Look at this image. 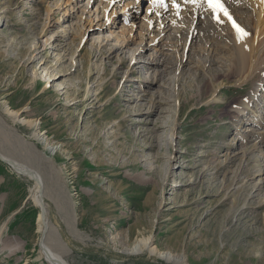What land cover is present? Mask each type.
Masks as SVG:
<instances>
[{
    "label": "rangeland",
    "instance_id": "374dc122",
    "mask_svg": "<svg viewBox=\"0 0 264 264\" xmlns=\"http://www.w3.org/2000/svg\"><path fill=\"white\" fill-rule=\"evenodd\" d=\"M106 4L0 0V151L42 176L45 242L68 264H177L124 251L143 237L187 264H264L262 65L244 77L224 16ZM0 177L29 196L10 221L0 209V264H46L32 180L1 159Z\"/></svg>",
    "mask_w": 264,
    "mask_h": 264
},
{
    "label": "bare ground",
    "instance_id": "6f19581e",
    "mask_svg": "<svg viewBox=\"0 0 264 264\" xmlns=\"http://www.w3.org/2000/svg\"><path fill=\"white\" fill-rule=\"evenodd\" d=\"M111 1L112 0H106L107 4H106L105 8L107 6H109ZM187 1L192 3L194 5V7L190 8V7L184 6V5H182L183 1L180 0V5H182V8H186V9H188V11H193V12L197 13V15L200 17L202 16V17L208 18L207 20H209V23L218 27L217 29L220 28L219 24L224 20L223 16H224V18H226L228 20V23L231 25V30H230V28H228L229 32H227V31L226 32L230 33V34L233 33L232 37L234 38V41L236 43V45H235L236 50L235 51H237V55H238V61H239V62L237 61L239 63L238 65H240L242 68H244V65L249 62L248 63V70H247V73L244 77H248L254 70L258 69L257 65H256L257 63L259 64L258 67L260 65H262V68H260L261 70H260L258 80H256V82L253 84V87L255 89L254 94H257L258 92H256V88L258 87L260 90V88H262V83L264 82V63H262L263 58H264V56H263L264 55V0H228L230 7H227L226 3L221 4L220 0H187ZM171 3H172V6H174L173 2H171ZM232 3H234L236 6H234V4H232ZM199 4L201 5V7H199ZM169 5L170 4H167V3L160 5V6H162L160 13L164 17H168L170 14H175V13H172L174 8L172 6L170 7ZM186 9L185 10L183 9V12H185L187 14ZM236 10H238V11H236ZM235 12L238 13V16L235 15ZM218 14H223V15H221V16L219 15L220 16L219 18H215ZM234 15L236 18L234 17ZM187 16H189V15L187 14ZM108 18L109 17H107V19ZM189 18H190V16H189ZM193 19L195 20L194 17H193ZM148 20L150 21L149 18H148ZM220 20H221V22H220ZM225 23H223V24H225ZM164 28H166V27L163 26V29ZM225 28H227V26ZM193 31L194 30H191V32H193ZM216 31H218V30H216ZM212 33L217 35L218 32H215V33L212 32ZM221 34H224V31H222ZM162 39H160V37L157 35V36H154L153 38H151V42H153V43L157 42V44H158V42H160V40H162ZM230 44H232V43H230ZM232 46L234 47V45H232ZM160 54H159V56H160ZM132 56L130 57L131 60L133 59ZM159 56H156L155 54L149 55L148 62L158 64L160 61V59L158 58ZM261 56H263V57L260 59ZM160 64H165L164 66L166 67L168 65V62L166 60H162L160 62ZM250 77H251V75H250ZM146 80H149V79L147 78ZM262 91L264 92V88L262 89ZM254 94L251 93L248 96L247 100L249 101V104H250V101H252L255 98V97H253ZM251 97H253V98H251ZM6 111L11 115L17 114V111L14 109L7 108ZM238 112H239V115L243 114V113H241L240 109H238ZM238 112H236V114ZM16 120H18L20 122L24 121V119H16ZM32 125L33 126L36 125V122H33ZM41 134L42 133L39 131L33 132V135L37 139L44 140V136H42ZM174 134H175L174 131H171L169 134L170 143H173ZM40 137H42V138H40ZM47 147H48V145H47ZM49 148L52 149V151L55 149L52 146L50 147V145H49ZM0 158H2L5 163L9 164L11 166V168L14 170V172H16L20 175L26 176L29 180H32V182H33L32 186L30 187L29 192H30V198L32 199V202L35 203L37 206H39V209H40V211L38 213V217H37V221L39 222V228H40V233H41L40 237H39L40 246H41L40 254L44 258L45 263L46 264H68L66 262V260L63 258L62 254L59 252L53 251L52 247L50 245H48L44 239L45 238V236H44L45 231H47V229H49L50 224L46 219V212L47 211H46V204H45L44 199H43L44 185H43L42 176L40 175V173L37 170L33 169L31 166H28L26 164H22V163L16 161V159L8 157L6 154L2 153L1 151H0ZM261 174H263L262 168L257 170V173L255 174V176H260ZM262 179L263 178H258L257 183L259 184L260 181H262ZM4 228L5 227H3V229ZM151 240L152 239H150V237L138 238L134 241V243L131 246L126 248L124 251L126 253H132V254L140 253L142 251H148L151 254L156 253L159 256L163 257L164 259L172 260L173 262H175L177 264H187L186 258L184 256L182 257L179 255H174V254H171L169 252H164V251H159L157 253V250H156L157 248H155L151 244Z\"/></svg>",
    "mask_w": 264,
    "mask_h": 264
},
{
    "label": "crops",
    "instance_id": "0c3cea01",
    "mask_svg": "<svg viewBox=\"0 0 264 264\" xmlns=\"http://www.w3.org/2000/svg\"><path fill=\"white\" fill-rule=\"evenodd\" d=\"M9 181H10V178L0 177V184L2 185L3 188L4 187L7 188L6 191L0 193V201H1L0 209L8 211V214H7L8 221L14 218V215L18 212L19 208L23 205L26 199V197H23L21 194L19 196L18 201L16 200L13 201V199L10 198V192L14 193L16 191L11 190V189L9 190V187H7ZM3 227L4 226H2L1 229Z\"/></svg>",
    "mask_w": 264,
    "mask_h": 264
},
{
    "label": "water",
    "instance_id": "95a60500",
    "mask_svg": "<svg viewBox=\"0 0 264 264\" xmlns=\"http://www.w3.org/2000/svg\"><path fill=\"white\" fill-rule=\"evenodd\" d=\"M0 159L3 161V159H2V158H0ZM28 197H29V196H27V197H26L25 201H26V200H28Z\"/></svg>",
    "mask_w": 264,
    "mask_h": 264
}]
</instances>
